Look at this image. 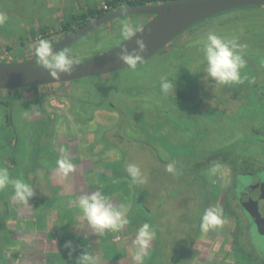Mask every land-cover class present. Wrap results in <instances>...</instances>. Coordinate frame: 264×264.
<instances>
[{
	"label": "rangeland",
	"instance_id": "obj_1",
	"mask_svg": "<svg viewBox=\"0 0 264 264\" xmlns=\"http://www.w3.org/2000/svg\"><path fill=\"white\" fill-rule=\"evenodd\" d=\"M23 9L29 12L28 16H37L41 11L31 6L29 0L24 1L23 5L3 4V0H0L1 12H21ZM44 11L42 8L40 13ZM125 17L135 16H124L116 19L119 22L114 20L116 22L104 24L66 49L76 62L110 51L126 40L120 35L119 26ZM61 28L41 30L36 34L32 32L8 43L7 47H12L7 50L4 49L6 46L0 47V61L17 63L34 57L40 39H47L53 44L64 37ZM210 31L229 39L236 38L238 43L246 45L241 53L246 61V66L241 70L243 83L217 84L204 80L206 61L202 48ZM190 32L174 39L163 50L137 65L135 70L129 68L103 77L53 85V91L44 88V102H49V106H52V102L55 108L63 109L64 104L58 102L56 97L73 98L71 109L77 112H73L69 125L80 126L79 131L87 130L96 140L99 136L100 142H104L103 149L111 150L109 153L114 151L117 155L119 163L116 168L119 170L126 172L129 163L137 164L148 179V183L138 186L139 190L142 186L147 189V185L152 184L155 194H159V188L164 185L165 205H192L195 208L201 206L202 209L207 192L217 196L222 191L220 202L224 200L225 208L227 206L241 222L239 236L236 233L234 237V255L237 257L234 264H264L263 253L254 244L257 234L248 217L239 206H233L232 198L230 201V195L235 193L234 188L229 192L231 186L235 187L232 173L228 167L224 175L221 172L227 163H234L236 169L242 172H254V168L264 170V89L258 96L259 84H264V6H249L247 9L238 8L217 14L197 23ZM162 77L173 80L175 93L164 94L161 91ZM19 102L8 101L11 119L7 132L10 134H18L23 121L25 125L28 124L25 120L21 121L20 116V107L26 110L28 107L24 102ZM8 107L0 106V116ZM102 109L106 113L103 123L97 122L98 115L101 119ZM67 131H63V134ZM5 132L0 131V142L7 141ZM29 132V128L23 127L21 137L14 143L15 147L7 152L5 159L17 162L19 155L16 146L24 144L23 138ZM53 137L51 134V138L45 141L49 142ZM82 138L88 151L91 148L86 145L89 135L84 134ZM106 156L115 158L113 154ZM29 158L31 164L36 161L32 156ZM250 160L253 165L249 164ZM112 161L115 159H107V162ZM173 161L176 162L175 174L166 171V165ZM215 164L221 166L216 171L217 178L216 173L210 172ZM17 172L21 173L20 168H17ZM14 176L11 175V178ZM36 180L38 194L48 193L44 182ZM31 186L34 188V180ZM149 191L152 193V190ZM48 198L51 197L45 199ZM181 215L186 223L197 221L195 212L187 211ZM198 216L200 219L197 222L201 224L202 215L199 212ZM174 217L177 218V215ZM6 228L0 225V264L2 244L7 239L8 242L12 240L11 236H7Z\"/></svg>",
	"mask_w": 264,
	"mask_h": 264
},
{
	"label": "crops",
	"instance_id": "obj_2",
	"mask_svg": "<svg viewBox=\"0 0 264 264\" xmlns=\"http://www.w3.org/2000/svg\"><path fill=\"white\" fill-rule=\"evenodd\" d=\"M24 1L26 0H3V4L23 5ZM104 1L29 0L31 6L38 7L41 11L44 8L46 11L38 12L37 16H28L29 12L25 9L21 12H4L8 20L0 25V47L6 46L4 49L7 50L12 47V45L7 47L8 43L24 38L32 32L36 34L41 30L60 29L62 25L72 22L74 17L86 13L89 9L99 10ZM150 19L148 16L125 17V21L120 23V28L122 24L128 22L140 29ZM28 59L30 58L24 60ZM53 85L58 84L39 87L38 90L27 88L0 92L5 93L0 94L1 107H8V101L13 103L17 101V104L22 101L28 107V110L20 107L21 121L25 120L28 124L25 125L23 121L20 124L22 129L17 130L18 134L7 132L11 119L9 107L5 108L0 116V119L5 118V121L1 119L0 131L3 134L5 131V134L7 133V141L0 142V167L7 168L10 177L15 175L13 178H23L30 185L34 180L35 193L29 204L25 205L15 200L11 185L0 191L1 199L9 212L5 224L7 236H11L12 239H9V242L7 239L2 244L1 264H77L78 257L84 251L96 254L97 264H136L132 259L133 240L137 228L144 222H149L156 232L144 257V264L237 262L234 255L236 242L234 237L236 233L239 236L240 223L232 211L225 208L224 200L220 202L222 191L217 196L207 192L201 209V206L195 208L192 205L171 207L165 205L164 185L159 188V194H155L152 184L147 185V189L146 186H142L139 190V185L132 184L127 172L116 168L119 163L116 160L117 155L114 151L109 153L111 150L103 149L104 142H100L99 136L96 140L87 130L79 131L80 126L69 125L72 123L73 112H77L71 109L73 98L56 97L59 99L58 102L64 104L63 109L55 108L52 102L50 103L52 106H49V102H44V88L53 91L55 89ZM49 99L53 98L50 96ZM97 109L99 112L98 106ZM113 114L117 115L115 111ZM105 119V109H102L101 119L98 115L97 122L103 123ZM23 127L29 128L30 132L23 138L24 144L21 147L16 146L19 155L17 162L5 159L7 152L15 147L14 143L21 137ZM63 131H67L66 134H63ZM51 134L55 139L53 137L49 142L45 141L51 138ZM84 134L89 135V143L86 145H90L91 148L88 151L85 150L87 146H84L82 138ZM106 154H113L115 158H107ZM29 156L36 158L33 164L30 163ZM61 156H68L76 166L75 171L67 177L61 175L56 168L55 162ZM107 159L115 161L107 162ZM226 167L228 165H223L221 170L223 175ZM17 168H20L21 173L17 172ZM25 173L27 174L24 175ZM216 174L217 178L218 173ZM36 179L44 182L48 187V193L38 194L39 185L37 186ZM98 190L110 197L115 206H124L128 209L130 223L121 231L96 232L77 207L75 201L81 194ZM47 196L51 198L45 199ZM215 206L222 209L226 222L216 229L204 232L201 224L197 222L200 219L198 212L203 215L205 209ZM187 211L197 214L196 222H184L181 214ZM174 215H177V218ZM68 241H71L72 248L65 247ZM238 258L241 260V255Z\"/></svg>",
	"mask_w": 264,
	"mask_h": 264
},
{
	"label": "clouds",
	"instance_id": "obj_3",
	"mask_svg": "<svg viewBox=\"0 0 264 264\" xmlns=\"http://www.w3.org/2000/svg\"><path fill=\"white\" fill-rule=\"evenodd\" d=\"M7 20V14L0 12V25L6 23ZM138 31L139 28L135 24L125 22L121 25L120 35L124 39H129ZM135 45L131 51L128 48L121 49L119 54V60L133 70L142 63L143 54L146 51L143 40H136ZM245 47L246 45L238 43L236 38L229 39L214 32H208L202 48L206 61L204 80L217 84L243 83L241 70L246 66V61L241 53ZM35 56L37 64L47 70L53 78L71 75L76 64L67 49L54 51L51 42L47 39H40L37 42ZM160 87L164 94L176 92V84L173 80L164 77L160 80ZM55 163L57 171L65 177L75 171L76 166L68 156H61ZM220 167L219 164H215L210 172L215 174ZM166 171L175 174L176 162L168 163ZM126 172L133 185H143L147 182L140 167L135 163H129L126 166ZM9 185L12 186L14 198L18 203L29 204L35 194L34 188L23 178H11L9 170L0 167V191ZM75 203L88 224L98 233H103L105 230L118 232L130 223L127 216L128 209L124 206H115L110 197L99 190L81 194ZM225 222L222 209L215 206L205 209L200 227L204 232H208L222 226ZM155 235V229L149 222H144L137 228L133 240L134 254L132 256L136 264H144V257L147 255ZM65 247L72 248L71 241L66 242ZM77 264H97V255L91 251H84L78 257Z\"/></svg>",
	"mask_w": 264,
	"mask_h": 264
},
{
	"label": "water",
	"instance_id": "obj_4",
	"mask_svg": "<svg viewBox=\"0 0 264 264\" xmlns=\"http://www.w3.org/2000/svg\"><path fill=\"white\" fill-rule=\"evenodd\" d=\"M249 6H264V0H172L154 5L121 6L90 19L64 35L52 44L54 51L65 50L93 30L124 16H150L151 19L131 38L110 51L86 61L76 62L71 75L51 77L47 70L37 64L36 56L17 63L0 62V90L64 84L129 69L119 60V54L123 48L131 51L136 46V40H143L146 45L142 61L144 62L197 23L220 13ZM239 193V204L248 216L251 227L257 235H264V182L254 177L247 191L241 190Z\"/></svg>",
	"mask_w": 264,
	"mask_h": 264
},
{
	"label": "flooded vegetation",
	"instance_id": "obj_5",
	"mask_svg": "<svg viewBox=\"0 0 264 264\" xmlns=\"http://www.w3.org/2000/svg\"><path fill=\"white\" fill-rule=\"evenodd\" d=\"M148 17H150V16H148ZM118 29H119V27H118ZM259 85H260V88L258 90V96H259V94L261 95V91L264 89V84H259ZM249 164L253 165L252 164V160L249 161ZM226 165H228L229 170L232 173V184L234 185V182H235V187L231 186L229 188V192L230 193H231L233 188H234V192H235L234 195H232V194L230 195L231 196L230 197V201H231V198H232L233 206H235V207L239 206L241 208V206L239 204V200H238V196L240 194L239 192L241 190L247 191V187L250 186V183L252 182L254 177H258V178L261 179L262 182H264V172H260V171H264V170H258V168H254V172H250V171L242 172V171L236 169V166L234 165V163H229V164L227 163ZM227 209H228V207H227ZM241 210L244 213V215H246L245 211L242 208H241ZM8 217H9V212H8L7 205L5 204V202H3L2 199H0V225L2 224L5 227V224H6L7 220H8ZM237 220L240 221L239 219H237ZM1 233L2 232H0V234ZM6 234H8V230L7 229H6ZM255 238L256 239H254V240L256 242H254V244L257 247H259L261 253H263L262 256H264V235H255Z\"/></svg>",
	"mask_w": 264,
	"mask_h": 264
},
{
	"label": "trees",
	"instance_id": "obj_6",
	"mask_svg": "<svg viewBox=\"0 0 264 264\" xmlns=\"http://www.w3.org/2000/svg\"><path fill=\"white\" fill-rule=\"evenodd\" d=\"M163 1H169V0H105L104 4H106L111 10H113V9H117V8L124 6V5H130V6L131 5H142V6L143 5H154V4H159ZM170 1H172V0H170ZM253 7H256V6H253ZM257 7H263V6H257ZM101 8L102 7H100L99 10L89 9L86 13L80 14L79 16L74 17L72 22H69V23L62 25V31H63L64 35H67L68 33L74 31L78 27H80L83 24H85L86 22H88L90 19L101 16L103 13H105V11L101 10ZM245 8L247 9L249 7H243L241 9H245ZM237 12H239V11H237ZM237 12H235V13H237ZM203 21H206V20H203ZM203 21H201V22H203ZM201 22H199V23H201ZM192 27L188 28L187 30L182 32L180 35H182L185 32L191 33L190 31L192 30ZM0 104H2V101H0Z\"/></svg>",
	"mask_w": 264,
	"mask_h": 264
},
{
	"label": "built area",
	"instance_id": "obj_7",
	"mask_svg": "<svg viewBox=\"0 0 264 264\" xmlns=\"http://www.w3.org/2000/svg\"><path fill=\"white\" fill-rule=\"evenodd\" d=\"M170 1V0H169ZM163 2H167V1H163ZM162 3V2H161ZM101 10L105 11V12H108V11H111V9L106 5V4H103L102 5V8Z\"/></svg>",
	"mask_w": 264,
	"mask_h": 264
}]
</instances>
